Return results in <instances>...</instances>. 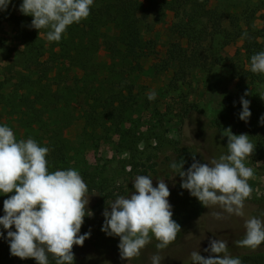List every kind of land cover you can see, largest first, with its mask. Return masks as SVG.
<instances>
[{
  "label": "rangeland",
  "instance_id": "rangeland-1",
  "mask_svg": "<svg viewBox=\"0 0 264 264\" xmlns=\"http://www.w3.org/2000/svg\"><path fill=\"white\" fill-rule=\"evenodd\" d=\"M105 1L94 0L92 6ZM211 2V7L224 15L223 27L229 32L232 16H237V23L244 28L245 18L252 16L251 11H257L250 20L264 48V0ZM19 16L15 1L0 12V125L9 126L17 140L31 137L40 146L49 148L46 156L49 172L74 168L87 184V207L93 215L84 218L79 234L90 231V237L83 246H73L74 264H151V256L158 252L155 238L139 256L122 260L117 247L119 237L101 231L102 212L117 196L134 191L136 162L147 163V158L161 162L172 155L177 143L189 150L188 167L195 155L202 163L218 159L227 152L225 129L229 127L232 134H248L256 146L244 161L254 170V177L248 180L252 193L244 202L245 215H229L219 206L205 208L195 197L183 192L181 181L152 175L153 187L157 179L165 180L170 191L172 219L181 226L176 239L159 250L161 264H191L192 251L207 257L209 253L203 250L213 239L227 241L229 254L239 257L242 264H264V247L252 250L235 244L243 238V224L249 216L264 220V124L260 123L264 115V82L247 80L243 89L239 87L232 68L243 66L244 70H250L242 41L222 47L218 37L207 38L202 48L204 57H220L221 62L209 63L211 58L206 68L187 70L182 78L178 62L172 56L179 53L183 56L190 47L170 30V16L151 13L142 23L144 58L125 61L116 58L112 51L97 47L90 54L87 82L81 71L59 76L54 71L45 77L42 66L34 68L26 63V35L36 29L31 31L28 22L23 25L15 22L14 18ZM115 32L112 27L100 29L98 44L103 38L116 37ZM43 40V50L49 51L54 42ZM118 47L120 51L124 49L122 45ZM44 58L40 62L49 56ZM85 83L88 89H84ZM46 84L53 93L48 107L40 102L43 98L35 97ZM151 91L156 92V98L150 101ZM246 91L249 95L244 99L250 101L251 112L247 122L239 119L240 98ZM117 97L124 99L123 104L116 102ZM96 98L103 100L95 101ZM211 121L217 122L216 129ZM13 194H0L1 212L3 200ZM212 212H221L223 218H213ZM0 232H4L2 226ZM0 264H36V261L11 256L8 241L0 237ZM49 264H55L51 255Z\"/></svg>",
  "mask_w": 264,
  "mask_h": 264
},
{
  "label": "clouds",
  "instance_id": "clouds-1",
  "mask_svg": "<svg viewBox=\"0 0 264 264\" xmlns=\"http://www.w3.org/2000/svg\"><path fill=\"white\" fill-rule=\"evenodd\" d=\"M12 0H0V12L6 11ZM94 0H22L18 11L31 16L30 27L46 29L49 42H59L67 27L79 23L90 15ZM250 71L264 74V51L250 57ZM246 91L240 98L239 119L247 122L251 116L250 101ZM151 91L148 99L154 100ZM264 124V115L260 117ZM227 133V152L209 162H193L183 170L185 161L172 162L170 168L181 178L180 187L195 197L205 208L219 206L223 212L243 217L245 200L251 195L248 180L254 170L247 167L245 159L255 147L249 135ZM49 148L40 146L33 138L17 140L13 130L0 125V194L14 193L3 200L4 215L0 226L7 232L0 237L9 243L11 256L34 259L36 264H49V255L55 264H74L73 246H83L90 231L80 235L88 209L87 184L74 168L49 172L46 159ZM134 191L127 196H117L104 209L101 231L107 236L119 237L117 245L122 260H130L153 238L157 241V253L151 256V264H161L159 250L166 249L175 239L181 226L172 219L170 191L165 180L137 175L132 180ZM110 208V211H109ZM212 217L222 219L221 212H212ZM264 215V214H262ZM14 226V231L11 230ZM244 235L235 241L238 247L255 250L264 243V220L249 216L243 224ZM151 234V235H150ZM190 253L191 264H242L239 257L228 252L225 240L213 239L203 250Z\"/></svg>",
  "mask_w": 264,
  "mask_h": 264
},
{
  "label": "trees",
  "instance_id": "trees-1",
  "mask_svg": "<svg viewBox=\"0 0 264 264\" xmlns=\"http://www.w3.org/2000/svg\"><path fill=\"white\" fill-rule=\"evenodd\" d=\"M12 1H15L18 10L19 6H17V4L22 2V0ZM211 3V0H106L100 5L91 6L90 15L86 19L68 26L66 31L62 34L61 40L59 42H54L53 47L51 46L48 48L50 49L49 51L43 50V39L46 38L47 30L40 29L34 31L33 28L30 27L31 31L34 32L26 35V63H30L34 68L42 66L45 77H48L51 73H54V71L55 76L62 75L64 72L68 74L73 70L81 71L84 73L88 82L87 66L89 64V59H91L90 54L97 47L99 49L112 51L116 58H123L125 61H137L144 58V54L141 52V49H143L142 23L145 17L151 13L157 14V16L164 14L170 16V30L182 40L186 41L187 48L190 47V49L185 50L186 52H184L183 56H181L180 53L172 56V58L178 62V72L182 78L187 74V70H202L210 65L209 63L214 64L221 62L220 57L211 56L212 60L210 61L211 58H209V56L208 59L203 55L202 48L209 37L214 39L215 36L218 37V39L222 41V47L242 41V51L248 61H250V57L253 54L264 51V48L258 42V36L254 33V26L250 20L255 16L257 11H251L252 16L245 18L244 28L237 23V16H232L229 26L231 31L229 32L223 27L224 15L219 13L215 7L212 8ZM31 20V16H25L21 13L18 18H14V21L21 25L26 22L30 25ZM111 27L116 31V37L111 40L103 38L98 44L100 29ZM40 33L44 36L42 39L40 38ZM120 45L124 47L122 51L119 50L118 46ZM56 47H58V52L55 51ZM42 50L43 53H40ZM45 55L49 56V58L40 62L41 57L45 59ZM47 65H50L51 68L47 67ZM232 69L236 73L235 75L239 81L238 85L241 89H243V83L247 80H250L251 83L255 81L264 82L261 73H253L250 70H244L243 66H237ZM87 85L88 84L85 83L84 89L87 88ZM40 91H42V93L38 92V97H35L39 100L43 98L40 102L42 105L47 104L48 107V103H52L53 95L50 85L46 84L42 86ZM58 91H55L54 94L57 95ZM102 100L103 98H96L95 101ZM123 100L124 99H119L118 97L116 98V102L120 104H123ZM118 109L119 108L116 110ZM120 116L123 117V114H120ZM210 124L215 129L218 127L215 121H211ZM188 151V148L181 147V145L177 143L172 155L166 157L161 162H152V158H147V163L136 162L137 166H135L136 170L134 175H164L168 178L174 177L178 181H181L178 173L170 168V164L174 161L179 162L183 159L185 161L183 170H187L186 155ZM195 159L200 161L198 156H196ZM183 192L189 193L185 189H183ZM3 215L4 212L0 210V216ZM11 230L14 231V226ZM3 233L4 236L7 235L5 230ZM260 247H264V243H261L259 248ZM72 251H74V248Z\"/></svg>",
  "mask_w": 264,
  "mask_h": 264
}]
</instances>
